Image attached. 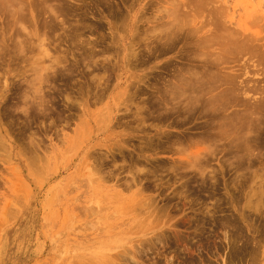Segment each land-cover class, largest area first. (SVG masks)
I'll return each mask as SVG.
<instances>
[{
  "label": "rangeland",
  "instance_id": "1",
  "mask_svg": "<svg viewBox=\"0 0 264 264\" xmlns=\"http://www.w3.org/2000/svg\"><path fill=\"white\" fill-rule=\"evenodd\" d=\"M12 1L8 2L13 8L18 5L16 9L22 7L20 10L23 9V14L29 12L26 14L27 18L25 14V17H21L23 14L16 17L19 13L13 15L10 12H14L13 8L7 12L9 8L7 0L5 3L8 8L4 7L5 3L4 6L0 5L5 8L4 12L0 11L6 15L5 17L0 13V264H125L127 261L131 262L130 253L134 254L138 264L142 262L144 264H190L191 262L192 264H264V125H262L264 124V103H262L264 102V0H36L37 2L24 0L27 1L28 6L23 0H15L16 5L14 0ZM36 3H39L38 6ZM188 4L189 8H192L191 12L187 9ZM58 9L59 11L55 12ZM183 9H186L187 15ZM54 12L57 13L56 17ZM37 13L38 17H36ZM48 15L51 17H47ZM217 15L220 18L216 17ZM211 17H215L216 20ZM169 21L175 22L168 26ZM221 22L230 31L224 25L220 26L223 24ZM172 24L173 27L170 28ZM174 26L177 29L182 27L178 30L179 34ZM167 27L170 29L168 30ZM189 31L193 36L189 35L191 34ZM223 31L226 33L223 34ZM210 32L213 36L212 34L207 36ZM232 32L234 35L240 34L236 36V41L232 40L233 35L230 36ZM171 33L175 34H172V40L168 38L171 42L168 46L170 42L166 37ZM220 33L224 36H220ZM227 35L232 40L228 45L234 47L237 44L232 43L237 42L238 46L240 45L239 37L245 36L243 39L248 41L247 36H250V39L254 40H249L250 44H248L242 39L241 41L243 44L246 43L245 46L248 45V48L245 49L241 44L235 47L237 50L230 47L231 50L226 53L225 50L229 48L226 44L229 41ZM207 37L212 39L214 37L215 40L209 38L207 41L210 43H208L205 40ZM191 39L193 41L198 39L196 44L198 42L201 44L193 45ZM219 46L226 47V49L222 48L230 62L227 60L228 57L224 58L225 55L224 60H221L220 56L224 52L220 51ZM241 47L243 50H240ZM238 48L242 53H238ZM229 51L234 53L231 54ZM203 52L205 56L207 54L208 59L211 58V53L212 59H215L213 55L216 54L217 60H215L219 64H214V61L212 66L215 68L209 67L215 73L218 70L217 73L221 71L223 74L228 71V76L238 74L237 81L240 87H243V91L247 90V87L253 91L249 89L247 90L249 92H243L240 89L241 93L240 87L236 86L238 82L236 83L235 77H232L235 83L233 89L237 91L235 94L240 92L238 95L241 96L235 97L233 96L235 94L231 93L236 100L232 98L234 103L231 99L227 104V98H231L232 90L229 92L227 90L232 89L233 83H230L232 79L224 81L229 82L228 84L219 85L223 80L218 79L219 74L213 73L221 82L217 83L219 88L216 87L217 91L211 87L212 93L219 94L218 91L220 89L223 91L222 86L226 85L228 89L225 88L226 86L223 88L230 97L227 96L223 102L229 107L223 105L227 108L221 110L219 114L213 112L214 115H210L212 112L210 110V113L204 110V115L200 113L192 116L183 110L177 115L173 114V107L175 109L183 107V104H185L183 108L187 107L190 98L187 96L186 98L189 99L185 102V97L180 100L181 96H176L175 99L171 94L172 98L167 95V100H163L164 91L169 92L167 84L174 81L175 73L180 71L186 74L191 67L187 61L191 55L196 58H193L196 64H192L193 67L197 66L194 67L197 69L195 71L202 72L201 69L204 71L203 66L198 63L207 59ZM189 53L192 54L189 56ZM218 53L221 54L220 61ZM186 67L187 71L184 72ZM181 68L185 70L182 72ZM209 72L208 70L206 73ZM222 73L220 76L223 75ZM227 79L229 80V77ZM154 96H158L157 99ZM259 96L262 99H258ZM240 97L243 101L237 100ZM260 101L261 104H257ZM171 102L172 106H170ZM159 106L165 108V113L164 108L161 109ZM253 108H256L255 112ZM237 111L244 112L240 114ZM183 114L188 115L186 119L183 118ZM244 114H247L246 117ZM226 115L230 118H226ZM237 115L240 120L243 118V122L239 121ZM167 116H173L175 119ZM249 118L252 120L249 121ZM259 118L263 121L261 122ZM99 119L102 121H98ZM224 119H227L226 122ZM83 120L90 124L86 126L85 123L83 126ZM230 120L236 124V127L232 123L230 125ZM240 122L241 124H237ZM250 122L252 124H249ZM239 125L246 126L247 128L242 127V129H249V132L241 131ZM214 127L220 129L218 130L220 133L217 129L214 130ZM257 128L261 129L257 130ZM233 130L236 131H234L236 137L233 136ZM201 133L202 135H199ZM222 133L226 135L225 138ZM243 133L247 136H243ZM195 134L199 139L195 138ZM238 134L241 136L239 137ZM203 135L209 138L206 137V140ZM248 135H251L250 139L256 136L252 139L253 142ZM201 136L206 142L215 146L205 143V140L200 139ZM238 137L243 139L240 140ZM213 139L221 141L215 142L216 140ZM232 139H237L238 142ZM176 142L178 145H174ZM222 142L225 143L222 145ZM144 143L148 146L150 143L155 145L162 143V145H158L159 148L153 145L156 149L151 147L149 149ZM171 143H174L173 147L170 146ZM254 143L256 146H253ZM181 144H183L182 151ZM225 145L230 149L224 148ZM208 146H217V149L211 148V151ZM204 147L207 148L204 150ZM240 147L245 148L242 150ZM144 148L151 152L143 150ZM200 148L204 153L202 151L198 153ZM139 150L140 153L149 156V160L147 156L139 158L142 162L136 160L138 157L136 153L140 154ZM235 151L243 159L237 158ZM191 152L195 153L192 158ZM202 157L204 160L200 162ZM220 158H223L222 163ZM234 158L235 160H232ZM178 160L182 163L180 164ZM229 160L235 163L232 162V165ZM135 161L141 162L142 165ZM194 162L191 167L190 164ZM173 164L175 166L180 164L178 165L180 168L175 167L177 169L175 171L176 169L172 168ZM199 166L202 169L197 168ZM163 170H166V173ZM182 170L185 171L184 174ZM208 173L212 177L208 176ZM166 177L169 178L166 180ZM194 179H197V182ZM155 180L158 182H154ZM257 198L261 204L258 203ZM242 245L244 246L241 247ZM147 246L152 248L147 249ZM222 248L224 251L221 250ZM137 251L145 252L138 254Z\"/></svg>",
  "mask_w": 264,
  "mask_h": 264
},
{
  "label": "bare ground",
  "instance_id": "2",
  "mask_svg": "<svg viewBox=\"0 0 264 264\" xmlns=\"http://www.w3.org/2000/svg\"><path fill=\"white\" fill-rule=\"evenodd\" d=\"M0 1H2V4H0V5L4 6V5L6 4V3H5L6 0H5V1L0 0ZM8 1H9V0H7V3L9 4V8H8V5H7V4L4 6L5 8H8L7 12L9 11V9L11 10V8H13V5L10 4ZM10 1H12V0H10ZM23 1H24V0H23ZM23 1H20V2L22 3ZM32 1H34V0H32ZM32 1H31V4H32ZM35 1H36V0H35ZM12 2H13V1H12ZM18 2H19V1H18ZM18 2H17V4H18ZM25 2H26V3H25ZM36 2H37V1H36ZM3 3H5V4L3 5ZM14 3H15V5H16L15 0H14ZM39 3H40V1H39ZM39 3H36L37 6H38ZM41 3H42V2H41ZM45 3H46V2H45ZM24 4H27V1H24ZM24 4H23V5H24ZM33 4H35V3H33ZM11 5H12V6H11ZM40 5H41V4H40ZM10 6H11V7H10ZM27 6H28V4H27ZM35 6H36V5H35ZM37 6H36V7H37ZM50 6H51V5H50ZM183 6H184V3H183ZM17 7H18V5H17ZM17 7H16V8H17ZM20 7H21V5H20ZM47 7H48V9H49L48 4H47ZM112 7H113V6H112ZM189 7H190V6H189V4H188V8H187V9H188V10L190 9V12H191V9H192V8H189ZM5 8L3 9L2 7H0V10H3V12H4ZM16 8H15V7L13 8V9H14V12H12V11H10V12H11L12 14H13V13L15 14V13L18 12L19 15L16 16V17H18V16H20V14L22 15V14H23L22 12H24V11H23V9L20 10L22 7H21L19 10H17L18 8H17V9H16ZM27 8H28V7H27ZM45 8H46V6H45ZM50 8L52 9V7H50ZM56 8H59V7H56ZM56 8H54V9H56ZM60 8H61V7H60ZM60 8H59V9H60ZM184 8H185V7H184ZM34 9H36V8H34ZM39 9H40V8H39ZM59 9L56 10V11L54 10V11H55V12H58ZM66 9H68V8L66 7ZM111 9H112V8H111ZM215 9H216V8H215ZM215 9H214V10H215ZM24 10H25V9H24ZM36 10H37V9H36ZM40 10H41V9H40ZM40 10H38V12H39ZM49 10H50V9H49ZM52 10H53V9H52ZM183 10H184V9H183ZM188 10H187V11H188ZM193 10H194V9H193ZM25 11H26V10H25ZM33 11H34V10H33ZM62 11H64V10H62ZM67 11H68V10H67ZM184 11H185L184 13L186 14V9H185ZM216 11H217V10H216ZM221 11H223V9H222ZM7 12H5V13L7 14ZM28 12H29V11H28ZM28 12H27V13H24V14L26 15V14H28ZM34 12H35V11H34ZM40 12H41V11H40ZM50 12H51V11H50ZM55 12H54V13H55ZM64 12H65V11H64ZM114 12H115V11H114ZM194 12H195V11H194ZM0 13H2V12L0 11ZM18 13H17V14H18ZM44 13H45V12H44ZM54 13H53V14H54ZM67 13H68V12H67ZM69 13H70V11H69ZM109 13H110V12H109ZM117 13H118V12H117ZM184 13H183V14H184ZM188 13H189V12H188ZM222 13H224V11H223ZM2 14H4V13H2ZM2 14H1V15H2ZM14 14H13V15H14ZM24 14H23L21 17H23ZM29 14H30V13H29ZM35 14H36V12H35ZM56 14H57V13H55V15H54L55 17H56ZM60 14H61V13H60ZM62 14H63V13H62ZM71 14H72V13H71ZM110 14H111V13H110ZM113 14H114V13H113ZM118 14H119V13H118ZM4 15H5V14H4ZM4 15H2V16H4ZM10 15H11V14H10ZM15 15H16V14H15ZM39 15H40V14H39ZM43 15H44V14H43ZM43 15H42V16H43ZM69 15H70V14H69ZM115 15H116V14H115ZM186 15H187V14H186ZM215 15H216V14H215ZM27 16H28V15H26V18H27ZM54 16H53V17H54ZM59 16H60V15H59ZM65 16H67L66 13H65ZM71 16H72V15H71ZM73 16H74V14H73ZM212 16H214V15H212ZM218 16H219V15H217L216 17H218ZM222 16H223V15H222ZM0 17H1V16H0ZM5 17H6V15H5ZM11 17H13V16H11ZM21 17H20V18H21ZM24 17H25V16H24ZM29 17H30V16H29ZM36 17H38V13H37ZM47 17H51V16L48 15ZM114 17H115V16H114ZM8 18H10V16H9ZM13 18H14V17H13ZM30 18H32V17H30ZM58 18L60 19V17H58ZM65 18L68 19V17H65ZM83 18H84V17H83ZM83 18H82V19H83ZM112 18H113V17H112ZM119 18H121V17H119ZM211 18H212V17H211ZM214 18H215V17H214ZM214 18H212V19H214ZM219 18H220V16H219ZM24 19H25V18H24ZM24 19H23V20H24ZM52 19H54V18H52ZM84 19H86V18H84ZM113 19H114V18H113ZM7 20H8V19H7ZM7 20H6V21H7ZM18 20H19V18H18ZM20 20H22V19H20ZM26 20H28V19H26ZM30 20H31V19H30ZM54 20H55V19H54ZM114 20H116V19H114ZM215 20H216V18H215ZM218 20H219V19H218ZM10 21H11V20H10ZM12 21H13V19H12ZM31 21H32V20H31ZM14 22H15V21H14ZM14 22H13V23H14ZM20 22H21V21H20ZM66 22H68V21H66ZM169 22H170V21H169ZM174 22H175V21H174ZM174 22H173V21L170 22V23L168 24V26H169L171 23H174ZM214 22H215V21H214ZM16 23H17V22H16ZM16 23H15V24H16ZM208 23H210V22L208 21ZM221 23H223V22H221ZM10 24H11V23H10ZM15 24H14V25H15ZM18 24H19V23H18ZM18 24H17V25H18ZM176 24H177V23H176ZM176 24H175V25H176ZM216 24H217V22H216ZM219 24H220V23H218V26H219ZM7 25H8V24H7ZM212 25H213V22H212ZM221 25H224V23H223V24H220V26H221ZM176 26H177V25H176ZM218 26L216 25V27H218ZM220 26H219V27H220ZM228 26H229V25H228ZM0 27H1V26H0ZM8 27H9V26H8ZM172 27H173V24L170 26V28H172ZM174 27H175V26H174ZM177 27H178V26H177ZM177 27H175V28L177 29ZM224 27H226V29H227V26H226V25H224ZM229 27H231V26H229ZM13 28H14V27H13ZM19 28H20V27H19ZM170 28H169V29H170ZM178 28H179V27H178ZM181 28H182V27H181ZM181 28H180V29H181ZM220 28H221V27H220ZM220 28H219V30H220ZM0 29H1V28H0ZM6 29H8V28H6ZM9 29H10V28H9ZM16 29H17V28H16ZM21 29H22V26H21ZM25 29H26V27H25ZM167 29H168V27H167ZM169 29H168V30H169ZM180 29H177V30H176V31H177V34H179V33H178V30H180ZM183 29H184V28H183ZM183 29H182V31H183ZM195 29H196V28H195ZM195 29H194V30H195ZM213 29H215V28H213ZM222 29H223V28H222ZM226 29H225V30H226ZM230 29L233 30V28H230ZM234 29H235V28H234ZM12 30H13V29H12ZM173 30H174V28H173ZM173 30H171V31H173ZM191 30H192V29H191ZM227 30H229V29H227ZM235 30H236V29H235ZM235 30H234V32H236ZM0 31H1V30H0ZM4 31H5V29H4ZM7 31H8V30H7ZM195 31H196V30H195ZM195 31H193V33H194ZM211 31H212V30H211ZM215 31H216V30H215ZM229 31H230V30H229ZM229 31H228V32H229ZM239 31H240V30H239ZM239 31H237V32H239ZM183 32H184V31H183ZM189 32H191V31H189ZM189 32H188V33H189ZM196 32H197V31H196ZM212 32H213V31H212ZM216 32H217V31H216ZM228 32H227V33H228ZM234 32H232L233 34H230V36L233 35V36H232L233 38H234V36H235L234 39H233L232 37H231V38H232V40H235V39L237 40V37H236V36H240V34L238 33L239 35H236V33H235V35H234ZM241 32H242V31H241ZM241 32H240V33H241ZM18 33H19V32H18ZM28 33H29V32H27V34H28ZM175 33H176V32H175ZM175 33H174V34H175ZM180 33H181V31H180ZM225 33H226V32H225ZM225 33H224V31H223V34H225ZM230 33H231V32H230ZM13 34H14V33H13ZM172 34H173V33L169 34V36H171V37H169V36L166 37V38H167V41H169V40L172 38ZM174 34H173V35H174ZM183 34H184V33H183ZM194 34H195V33H194ZM210 34H212V33L210 32L207 36H209ZM216 34H217V33H216ZM223 34L220 33L219 35L221 36V35H223ZM189 35H192V32H191V34H189ZM214 35H215V34H214ZM192 36H193V35H192ZM204 36H206V35H204ZM204 36H203V38H204ZM212 36H213V34H212ZM217 36H218V35H217ZM223 36H224V35H223ZM227 36H228V35H227ZM227 36H226L225 38H227ZM164 37H165V36H164ZM173 37H175V36H173ZM178 37H179V36H178ZM178 37H177V38H178ZM187 37H188V39L190 38L188 35H187ZM214 37H215V36H214ZM214 37H213V39L215 40ZM243 37H245V36H243ZM243 37H239V38H240V40H239V41H240V45H239V46H241V44H243V42L246 41V40L243 39ZM247 37H249L248 39L251 40V39H250V36H247ZM168 38H170V39L168 40ZM179 38H181V37H179ZM191 38H192V37H191ZM201 38H202V37H201ZM203 38H202V39H203ZM209 38H210V37H209ZM209 38L207 37L205 40L207 41ZM221 38L223 39V37H221ZM221 38H220V39H221ZM228 38H229V39H228ZM228 38H227V40H229V41H228L229 43H228L227 41H225V43L227 42V43H226L227 46H229L228 44H230V42H232V40H230V37H229V36H228ZM253 38H254V37H253ZM175 39H176V38H175ZM192 39H193V38H192ZM192 39H191V40H192ZM213 39L210 38L209 40H213ZM217 39H218V38H216V40H217ZM220 39H219V40H220ZM242 39H243V40H242ZM171 40H172V39H171ZM176 40H178V39H176ZM180 40H181V39H180ZM191 40H189V41H191ZM197 40H198V39H197ZM197 40H195V41L192 40V41H193V45L196 44V41H197ZM223 40H224V39H223ZM236 40H235V41H236ZM241 40H242L243 42H242ZM249 40H248V41H249ZM253 40H254V39H253ZM253 40H251V41H253ZM22 41H23V40H22ZM192 41H191V42H192ZM217 41H218V40H217ZM248 41H246V43H248ZM169 42H170V41H169ZM191 42H190V44H192ZM194 42H195V43H194ZM204 42H205V41H204ZM207 42L210 43L209 41H207ZM211 42H212V41H211ZM218 42H219V41H218ZM233 42H234V41H233ZM167 43H168V42H167ZM202 43H203V42H202ZM205 43H206V42H205ZM216 43H217V42H216ZM246 43H244L242 46L244 47ZM96 44H97V43H96ZM98 44H99V43H98ZM98 44H97V45H98ZM170 44H171V42L168 44V46H170ZM181 44L184 45L183 43H181ZM186 44H188V43H186ZM198 44H201V43L198 42ZM198 44H196V46H197ZM213 44H215V43H213ZM226 44H224V45L226 46ZM232 44H234V45L237 44V46H235V47H239V46H238L239 43H237V42H236V43H232ZM248 44H250V43H248ZM253 44H254V43H253ZM165 45H166V44H165ZM204 45H205V44H204ZM219 45H220V42H219ZM221 45H223V43H222ZM251 45H252V44H251ZM189 46H190V45H189ZM196 46H195V47H196ZM211 46H212V44H211ZM225 46H224V47H225ZM227 46H226V47H227ZM246 46H247V47H246ZM246 46H245V49L248 48V45H246ZM176 47H177V46H176ZM187 47H188V46L186 45V48H187ZM219 47H220V46H219ZM222 47H223V46L220 47V48H221L220 51H223V48H224V47H223V48H222ZM226 47H225L224 49H226ZM230 47H231L232 49L234 48V49L237 50V48H235L233 45H232V46L230 45L229 48L227 47V50H225L226 53H227V51H228L229 49L231 50ZM251 47H253V45H252ZM254 47H256V46H254ZM108 48H109V47H108ZM164 48H165V47H164ZM169 48H170V47H169ZM206 48H207V47H206ZM209 48H210V47H209ZM213 48H214V47H213ZM167 49H168V47H167ZM174 49H175V48H174ZM187 49H188V48H187ZM191 49H194V48L191 47ZM239 49H240V48H238V50H239ZM245 49H244V50H245ZM256 49H257V48H256ZM256 49H255V50H256ZM161 50H162V49H161ZM163 50H164V49H163ZM165 50H166V49H165ZM183 50H184V49H183ZM236 50H233V51L236 52ZM240 50H243L242 47H241ZM240 50L238 51L239 54H240V52H241ZM248 50H250V48H249ZM248 50H247V51H248ZM47 51H48V49H47ZM49 51H50V50H49ZM152 51H153V50H152ZM187 51H188V50H187ZM196 51H197V50H196ZM217 51H218V50H217ZM220 51H219V52H220ZM233 51H229V52L232 54ZM253 51H254V50H253ZM253 51H251V52H253ZM257 51H259V50H257ZM161 52H162V51H161ZM166 52H167V51H166ZM180 52H181V51H180ZM193 52H195V51H193ZM198 52H199V51H198ZM198 52H197V53H198ZM200 52H201V51H200ZM208 52H210V51H208ZM211 52L213 53L214 51H211ZM223 52H224V51H223ZM223 52H220V53L222 54ZM225 52H224V54H223L222 56H220L221 54H219V53H218L219 55L217 54V56H218V57L220 56V57L223 58V56L225 55L224 58H225V57H228V56H226L227 54H225ZM234 52H233V53H234ZM248 52H249V51H248ZM50 53H51V52H50ZM182 53H183V52H182ZM187 53H188V52H187ZM203 53H204V52H203ZM212 53H211V54H212ZM230 53H228V54H230ZM241 53H242V52H241ZM244 53H245V52H244ZM246 53H247V52H246ZM246 53H245V54H246ZM257 53H258V52H257ZM183 54H184V53H183ZM185 54H186V53H185ZM185 54H184V55H185ZM191 54H192V53H191ZM191 54L189 53V56H190ZM209 54H210V53H209ZM211 54H210V57H211V58H210L209 55H208V57H209L210 59H208V58L206 57L207 54H206V56H205V53H204V56H205L207 59H205V60H203V61L200 60V59L203 57V56H202L203 54L201 55V58H199V60H200L201 62H198V63L201 64V67L203 66V69H205L204 71H203L202 69H201L202 72H199V71L196 72V71H195V70H197V69H195L194 67H197V66L194 65V67H193L192 64L195 63V60H194V59H196V58H195V57H191V56H193V55H191L190 57H188L187 61L189 62L190 66H191L192 68H191V67L188 68V71H187V67H186V70L183 69V68H181V70L183 69L182 72H183L184 70H185L184 72L187 71L186 74H184V73L182 74V73L179 71V73H177V74L175 73V75H174V81H170L171 79L169 80V81H170V82H169V85L167 84V86H168V87H167V88H168L167 90H169V92L166 91V90L164 91L165 94H163V95H165L166 98H165V96H164V97L161 96V97H163V100H167V97H168L169 95L171 96V94H172L173 98L175 97V99H176V96H178V97L181 96L180 100H181V99H185L187 96L190 98V99L188 98V99H189L188 104H189V103H190V104H189V105L187 104V105H186L187 107H185V108H183V107L185 106V104H183V103H182V104L184 105L183 107H177L176 109L173 107V110H172V107H171L172 112L174 111L173 114H176V115H177V114H179L182 110H183V112L185 111L186 114H190V115H192V116H193V115H196V114L198 115V114H200V113L203 114L205 111H208L209 113H210V111H212L211 113L214 112L215 114H219V112H221V110H223V109L229 107V106H227V104H228L229 101H231V99L233 98V96H235V97H237V96H241V95H238V93L241 92L240 89H242V91H243V87H240V84H239V82L237 81V77H238L237 75H238V74L235 75V73H234V75H233V74H230V76H228L229 74L227 73V72H228V71H227V72H225V73H226L227 76L229 77V80H228V79L226 80V78H228V77L226 76L225 73L223 74L221 71H220V73H219V72L217 73L218 70H217V71L215 70V71H216V73H215L214 70H213L212 68L210 69L209 67L212 66V64L214 63V61H215L214 64H217V62H216L217 57L215 56V55H216V54H215V55H213V56H214V58H215L216 60H215V59H212L213 57L211 56ZM255 54H256V53H255ZM196 55H198V54H196ZM234 55H237V54H234ZM194 56H195V55H194ZM231 56H232V55H231ZM180 57H181V56H180ZM183 57H185V56H183ZM205 57H204V58H205ZM220 57H219V59H218L219 61H220ZM186 58H187V57H186ZM186 58H184V59H186ZM193 58H194V59H193ZM222 58H221V60H224V58H223V59H222ZM233 58H235V57L233 56ZM197 59H198V57H197ZM225 59H226V58H225ZM228 59H229V57L227 58V60H228ZM236 59H237V58H236ZM212 60H213V61H212ZM230 60H231V59H230ZM167 61H168V60H167ZM176 61H177V60H176ZM228 61H229V60H228ZM237 61H238V60H237ZM222 62H224V61H222ZM222 62H221L220 64H222ZM226 62H227V61H226ZM229 62H230V61H229ZM166 63H167V62H166ZM172 63H173V62H172ZM174 63H175V62H174ZM227 63H228V62H227ZM195 64H196V63H195ZM218 64H219V62H218ZM218 64H217V65H218ZM223 64H224V63H223ZM179 65H180V64H179ZM181 66H182V65H181ZM204 66H205V68H204ZM215 66H216V65H215ZM225 66H226V65H225ZM163 67H164V66H163ZM175 67H176V66H175ZM212 67H213V66H212ZM222 67H224V66H222ZM166 68H167V67H166ZM179 68H180V67H179ZM193 68H194V69H193ZM199 68H200V67H199ZM213 68H215V67H213ZM224 68H225V67H224ZM192 69H193V71H190V70H192ZM208 70H209L210 72H209V73H206ZM211 70H213V72H212ZM177 71H178V70H177ZM188 72H189V74H188ZM199 73H200V75H199ZM213 73H214L215 75H218V74H219L218 77H220V78H218V77H216V76L214 77V74H213ZM221 73L223 74V75H221V76H223V77L226 76V78L224 77L225 80H224L223 77L220 76ZM229 73H230V72H229ZM231 73H232V72H231ZM187 75H188V76H187ZM231 75H232V76H231ZM158 76H160V75H158ZM232 77H233V78L235 77V82L237 81L238 84H239V85L237 84L236 86H238V88L240 87V88H239L240 92L236 93L237 95L235 94V92H237V91H235L236 89H235V88L233 89V87H235V86H234L235 83H234V80L232 79ZM165 78H166V77H165ZM170 78H171V77H170ZM217 78H218V79H221V81L223 80V81H222L223 83H220V84H219V81H220V80L218 81ZM230 78L232 79L233 82L230 81V80H231ZM240 78H241V77H240ZM156 79H157V78H156ZM172 79H173V78H172ZM210 79H213V81L210 80ZM215 79H216V82H215ZM250 79H251V78H250ZM157 80H158V79H157ZM247 80H249V79H247ZM210 81H212V82L215 83V84H212V82H210ZM217 81H218V82H217ZM221 81H220V82H221ZM224 81H230V83H233V85L231 84V85H232V86H231L232 89H228L227 86L224 85V86H222V90H223V91H221V89H220V91H218L220 95L222 94V96H220L219 94H217V93H215V92H214V94H213V93H212L213 91L211 90V87H214V88L217 87V88H218V84H219V85H221V84L223 85L224 83H226V82H224ZM244 81H245V80H244ZM209 82H210V85H209ZM237 82H236V83H237ZM247 82H249V81H247ZM155 83H156V82H155ZM217 83H218V84H217ZM228 83H229V82H227L226 84H228ZM259 83H260V82H259ZM163 84H164V83H163ZM211 84H212V85H211ZM213 85H215V86H213ZM244 85H246V84H244ZM255 85H256V84H255ZM158 86H159V85H158ZM225 86H226V87H225ZM228 86H229V85H228ZM250 86H252V85H250ZM154 87H155V86H154ZM169 87H170V88H169ZM219 87L221 88V86H219ZM223 87H225L226 89H228V90H227L228 92H229V90L234 91V92L230 91V94L232 93V94H235V95L232 96V94H231V98H230V99L227 98V96H228V97H230V96L227 94V92L224 91V88H223ZM254 87H255V86H254ZM256 87L259 88L260 86H259V87L256 86ZM158 88H159V87H157V90H158ZM160 88H162V87H160ZM165 88H166V87H165ZM214 88H213V90H216V91H217V88H216V89H214ZM229 88H230V86H229ZM238 88H237V89H238ZM251 88H252V87H251ZM261 88H262V87H261ZM218 89H219V88H218ZM249 89H250V88H249ZM249 89H248V87H247V90H249ZM239 90H238V91H239ZM247 90H245V91H247ZM263 90H264V88H263ZM160 91H161V90H160ZM245 91H243V92H245ZM249 91H253V90L250 89ZM249 91H247V92H249ZM145 92H146V91H145ZM155 92H156V91H155ZM162 92H163V91H162ZM166 92H167V94H166ZM222 92H223V93H222ZM255 92H256V91H255ZM139 93H140V92H139ZM168 93H169V94H168ZM224 93L227 94V95H225ZM241 93H242V92H241ZM157 94H158V93H157ZM186 94H187V95H186ZM256 94H257V93H256ZM150 95H151V93H150ZM167 95H168V96H167ZM184 95H185V96H184ZM217 95H218V97H219V96H220V97H219V98L216 97ZM224 95H225V97H224ZM243 95H244V93H243ZM248 95H249V94H248ZM172 96H171V98H172ZM206 96H207V97H206ZM208 96H209V99H208ZM244 96H245V95H244ZM251 96H252V93H251ZM154 97H155V96H154ZM157 97H158V96H157ZM157 97H155V98L157 99ZM182 97H185V98H182ZM221 97H223V98H221ZM235 97L233 98L234 101L236 100ZM253 97H254V96H253ZM262 97H263V96H262ZM155 98H154V99H155ZM164 98H165V99H164ZM220 98L222 99L221 101H220ZM226 98H227V100H226ZM259 98L262 99L260 96L258 97V99H259ZM263 98H264V97H263ZM169 99H170V97H169ZM169 99H168V100H169ZM188 99L186 98V101H185V102H187ZM205 99H206V100L208 99V100L206 101ZM233 99H232V101H233ZM241 99H242V97L237 98V100H241ZM244 99H245V98H244ZM248 99H249V98H248ZM250 99H251V98H250ZM252 99H253V98H252ZM254 99H255V97H254ZM180 100H178V102H179ZM224 100H226L227 104H225V102H223ZM228 100H229V101H228ZM157 101H158V100H157ZM159 101L161 102V100H159ZM172 101H173V100H172ZM176 101H177V100H176ZM176 101H175V102H176ZM182 101H183V100H182ZM219 101H220V102H219ZM234 101H233V103H234ZM242 101H243V99H242ZM160 102H159V103H160ZM162 102H164V101H162ZM175 102H174V103H175ZM178 102H176V103L178 104ZM183 102H184V101H183ZM197 102H200V103L197 104ZM206 102H207V103H206ZM222 102H223V103H222ZM244 102H245V100H244ZM159 103L157 102V104H159ZM231 103H232V102H231ZM237 103H238V105H239V102H238V101H237ZM240 103H241V101H240ZM242 103H243V102H242ZM242 103H241V104H242ZM251 103H252V102H251ZM258 103L261 104V101H260V102H257V104H258ZM262 103H264V102H262ZM162 104H163V103H162ZM177 104H176V105H177ZM179 104H181V103H179ZM220 104H221V107H219ZM243 104H244V103H243ZM145 105H146V104H145ZM172 105H173V104H172V102H171V105H170V106H172ZM176 105H174V106L176 107ZM223 105H224V106H227V107L224 108ZM229 105H230V103H229ZM165 106H166V105H165ZM180 106H182V105H180ZM234 106H235V104H234ZM240 106H241V105H240ZM150 107H151V106H150ZM150 107H148V109H149ZM159 107H161V106H159ZM222 107H223V108H222ZM230 107H231V106H230ZM238 107H239V106H238ZM144 108H145V107H144ZM156 108H157V107H156ZM163 108H164V107L162 106L161 109H163ZM244 108H245V106H244ZM256 108H257V105H256ZM256 108H255V109H256ZM258 108H260L259 105H258ZM145 109H147V108H145ZM166 109H167V108H166ZM174 109H175V110H174ZM250 109H251V108H250ZM250 109H247V110L249 111ZM253 109H254V108H253ZM255 109H254V112H255ZM204 110H205V111H204ZM209 110H210V111H209ZM227 110H228V109H227ZM232 110H233V109H232ZM235 110H236V109H235ZM240 110H241V109H240ZM242 110H243V109H242ZM258 110H259V109H258ZM150 111H151V110H150ZM150 111H149V113H150ZM153 111H154V110H153ZM159 111H160V110H159ZM169 111H170V109H169ZM169 111H168V112H169ZM203 111H204V112H203ZM248 111H247V112H248ZM259 111H260V110H259ZM144 112H145V111H144ZM160 112H161V111H160ZM162 112H163V111H162ZM231 112H232V111H231ZM233 112H234V111H233ZM243 112H244V111H243ZM243 112H242V113H243ZM249 112L251 113L252 110L249 111ZM107 113H108V111H107ZM164 113H165V108H164ZM166 113H167V112H166ZM170 113H171V112H169V114H170ZM211 113H210V115H214V113H213V114H211ZM229 113H230V112H229ZM234 113H235V112H234ZM237 113L242 114L241 111H240V112L237 111ZM245 113H246V111H245ZM250 113H249V114H250ZM143 114H144V113H143ZM145 114H146V113H145ZM147 114H148V113H147ZM155 114H156V113H155ZM159 114L161 115V113H159ZM159 114H158V115H159ZM169 114H165V115H169ZM171 114H172V113H171ZM186 114H185V116H184V114H183V116H184L183 118H185V119H186L187 116H188V115L186 116ZM202 114H201V115H202ZM225 114H226V113H225ZM231 114H232V113H231ZM253 114H254V113H253ZM156 115H157V114H156ZM162 115L164 116L163 113H162ZM176 115H175V116H176ZM190 115H189V116H190ZM203 115H204V114H203ZM203 115H202V116H203ZM229 115H230V114H228V116H229ZM234 115H235V114H234ZM234 115H233V116H234ZM246 115H247V114H244L245 117H246ZM106 116H107V115H106ZM148 116H149V115H148ZM202 116H201V117H202ZM207 116H208V115H207ZM215 116L218 117L217 115H215ZM219 116H220V115H219ZM224 116H225V115H224ZM224 116H223V117H224ZM226 116H227V115H226ZM228 116H227L226 118H228ZM230 116H231V115H230ZM235 116H236V115H235ZM251 116H252V115H251ZM251 116H250V117H251ZM143 117H144V116H143ZM146 117H147V116H146ZM165 117H166V116H165ZM170 117H173V116H170ZM170 117L167 116V118H170ZM178 117H180V116L178 115ZM178 117H177V118H178ZM197 117H198V116H197ZM209 117H210V116H209ZM216 117H215V118H216ZM221 117H222V115H221ZM221 117H220V118H221ZM242 117H243V116L241 115V118H242ZM254 117H255V116H254ZM144 118H145V117H144ZM144 118H142V119L144 120ZM152 118H153V117H152ZM155 118H157V117L155 116ZM160 118H161V117H160ZM173 118H174V117H173ZM192 118H193V117H192ZM192 118H191V119H192ZM229 118H230V117H229ZM229 118H228V119H229ZM235 118H236V117H235ZM237 118H238V115H237ZM251 118H253V117H251ZM260 118H261V116H260ZM260 118H259V119H260ZM263 118H264V115H263ZM147 119H148V118H147ZM174 119H175V118H174ZM179 119H180V118H179ZM179 119H177V120L180 121ZM202 119H203V118H202ZM206 119H207V118H206ZM211 119H212V118H211ZM211 119H210V120H211ZM216 119H217V118H216ZM222 119H223V118H222ZM233 119H234V118H233ZM238 119H239V121L243 122V118H242V120H240V117H239ZM253 119H256V118H253ZM164 120H166V118H165ZM167 120H169V119H167ZM170 120H171V119H170ZM177 120H175V121L173 120V121L176 122ZM181 120H182V119H181ZM224 120H225V119H224ZM224 120H222V121L224 122ZM226 120H227V119H226ZM226 120H225V122H226ZM231 120H232V119H231ZM231 120H230V125L233 124V123L231 122ZM236 120H237V119H236ZM246 120H248V119L246 118ZM246 120H245L244 122H246ZM251 120H252V119H251ZM251 120H250V118H249V121H251ZM260 120H261V122L263 121V119H260ZM260 120H259V121H260ZM83 121H85V120H83ZM83 121H82V124L84 123V124H83V126H84L85 123H86V121H85V122H83ZM98 121H102V120L99 119ZM158 121H159V120H158ZM188 121H189V123H190V120H188ZM211 121H212V120H211ZM213 121H214V120H213ZM233 121H234V120H233ZM239 121H238V122H239ZM161 122H162V121H161ZM171 122H172V121H171ZM171 122H170V124L172 125ZM184 122H185V121H184ZM198 122H199V121H198ZM216 122H217V121H216ZM223 122H222V124L219 123L218 125H220V124L223 125V124H224ZM241 122H240V123H237V124H241ZM253 122H254V121H253ZM255 122H256V121H255ZM261 122H260V123H261ZM263 122H264V121H263ZM195 123H196V121H195ZM206 123H208V122H206ZM211 123L213 124V122H211ZM231 123H232V124H231ZM257 123H258V121H257ZM88 124H90V123H89V122L86 123V126H87ZM159 124H161V123H159ZM162 124H163V123H162ZM164 124H165V123H164ZM166 124H167V123H166ZM170 124H169V125H170ZM177 124H178V122H177ZM190 124H191V123H190ZM197 124H199V123H197ZM242 124H243V123H242ZM249 124H252V123L250 122ZM254 124H256V123H254ZM258 124H259V123H258ZM156 125H157V124H156ZM156 125H154V126H156ZM188 125H189V124H188ZM194 125H195V124H194ZM200 125H201V124H200ZM221 125H220V127H221ZM225 125H226V124H225ZM230 125H228V126H230ZM233 125H235V127H236V124H233ZM243 125H246V124H243ZM262 125H264V124L262 123ZM166 126H167V125H166ZM180 126H181V125H180ZM196 126H197V125H196ZM202 126H203V125H202ZM226 126H227V125H226ZM239 126L241 127V131L244 130V129H242V127H246V126H242V125H239ZM247 126H248V124H247ZM254 126L256 127L257 125H254ZM157 127H158V126H157ZM159 127H160V126H159ZM169 127H170V126H169ZM177 127H178V126H177ZM182 127H183V126H182ZM204 127H205V125H204ZM215 127H216V126H215ZM215 127H214V130L217 129V128H215ZM223 127H225V126H223ZM251 127H253V125H252ZM263 127H264V126H263ZM170 128H172V127H170ZM201 128H202V127H201ZM205 128H206V127H205ZM218 128H219V127H218ZM221 128H222V127H221ZM226 128H229V127H226ZM226 128H225V129H226ZM230 128H232V126H231ZM246 128H247V127H246ZM248 128H250V125H249ZM258 128H259V127H258ZM258 128H257V130H260V129H261V128H260V129H258ZM155 129H156V128H155ZM159 129H160V128H159ZM212 129H213V128H212ZM255 129H256V128H255ZM255 129H254V130H255ZM263 129H264V128H263ZM145 130H148V129H145ZM160 130H161V129H160ZM202 130H204V129H202ZM210 130H211V128L209 129V131H210ZM218 130H220V129H217V131H218ZM230 130H231V129H230ZM230 130L228 129V131H230ZM236 130H237V129H236ZM245 130H246V129H245ZM245 130H244V132H245ZM247 130H248V132H249V129H247ZM247 130H246V131H247ZM157 131H158V130H157ZM157 131H156V132H157ZM205 131H206V130H205ZM222 131H223V130H222ZM234 131H235V130H233V134L236 132V131H235V132H234ZM238 131H239V130H238ZM261 131H262V130H261ZM263 131H264V130H263ZM166 132H167V131H166ZM195 132H196V131H195ZM206 132H207V131H206ZM215 132H216V131H215ZM215 132H214V133H215ZM218 132H219V131H218ZM223 132H224V131H223ZM231 132H232V131H231ZM231 132H229V133H231ZM254 132H255V131H254ZM256 132H257V131H256ZM152 133H153V132H152ZM167 133H168V132H167ZM171 133H172V132H171ZM185 133H186V132H185ZM208 133H209V132H208ZM219 133H220V132H219ZM219 133H216V134H219ZM225 133H226V131H225ZM229 133H228V134H229ZM241 133H242V132H241ZM241 133H240V134H241ZM251 133H252V132H251ZM257 133H258V132H257ZM257 133H256V134H257ZM155 134H156V133H155ZM157 134H158V133H157ZM160 134H163V133L160 132ZM164 134H165V132H164ZM173 134H174V133H173ZM211 134H212V133H211ZM222 134L224 135V133H222ZM231 134H232V133H231ZM231 134H230L229 136H231ZM240 134H238L239 137L242 135V134H241V135H240ZM243 134H244V133H243ZM246 134H247V133H246ZM145 135H146V134H145ZM199 135H202V133L199 134ZM212 135H213V134H212ZM226 135H227V133H226ZM226 135H224V138H225ZM261 135H262V134H261ZM147 136H148V135H147ZM158 136H159V134H158ZM161 136H162V135H161ZM163 136H164V135H163ZM184 136H185V135H184ZM186 136H187V135H186ZM189 136H192V135H189ZM189 136H188V137H189ZM193 136H194V135H193ZM208 136L210 137V134H209ZM208 136H206V137H208ZM214 136H215V134H214ZM216 136H217V135H216ZM233 136H235V134H234ZM233 136H232V137H233ZM243 136L246 137L247 135L244 134ZM248 136H249V139H250V136H251V135H248ZM141 137H142V136H141ZM171 137H172V136H171ZM176 137H177V136H176ZM188 137H187V138H188ZM196 137H197V134H195V138H196ZM203 137H204V135H203ZM206 137H204V138L206 139ZM209 137H208V138H209ZM217 137H218V136H217ZM227 137H228V136H227ZM232 137H231V138H232ZM235 137H236V136H235ZM239 137H238V139H240ZM245 137H244V138H245ZM254 137H256V136H254ZM254 137H253V138H254ZM137 138H138V137H137ZM145 138H146V137H145ZM178 138H179V137H178ZM178 138H176V139H178ZM220 138H221V137H220ZM224 138H223V139H224ZM233 138H234V137H233ZM253 138H251L250 141H252ZM141 139H142V138H141ZM150 139H152V138H150ZM150 139H149V140H150ZM174 139H175V138H174ZM183 139H184V137H183ZM190 139H191V138H189V140H190ZM197 139H199V138L197 137ZM200 139H202V136H201ZM205 139H202V140H205ZM216 139H217V138H216ZM216 139H213V140H216ZM229 139H230V138H229ZM241 139H243V138L241 137ZM241 139H240V140H241ZM245 139H246V138H245ZM249 139H248V140H249ZM147 140H148V137H147ZM147 140H146V141H147ZM202 140H201V143L203 142ZM206 140H207V139H206ZM206 140H205V143H208V142H206ZM225 140H226V139H225ZM232 140L235 141V142H238L237 139H236V140L232 139ZM240 140H239V141H240ZM254 140H255V139H254ZM143 141H144V140H143ZM157 141H158V139H157ZM166 141H167V140H166ZM170 141H171V140H170ZM175 141H176V140H175ZM181 141H182V139H181ZM181 141H180V142H181ZM186 141H187V140H186ZM193 141H194V140H193ZM193 141H192V143H193ZM217 141H218V140H216L215 142H217ZM219 141H221V140H219ZM219 141H218V142H219ZM227 141H228V140H227ZM229 141H230V143H231V139H230ZM127 142H128V141H127ZM147 142H148V141H147ZM147 142H146V143H147ZM150 142L152 143V141H150ZM154 142H155V141H154ZM159 142H161V141H159ZM159 142H156V143H159ZM162 142H163V141H162ZM168 142H169V141H168ZM171 142H172V141H171ZM177 142L180 143L179 141H177ZM177 142H176V144L171 143L170 146H171L172 144H174V145H178ZM188 142H190V141H188ZM198 142H199V140H198ZM209 142H210V141H209ZM215 142H214V143H215ZM242 142H243V141H242ZM246 142H247V141H246ZM246 142H245V143H246ZM252 142H253V141H252ZM261 142H262V141H261ZM263 142H264V141H263ZM138 143H139V142H138ZM146 143H144V144H146ZM151 143H150L149 146H148V144H146V145H147V148H149V147L154 148V147H156V146L159 148L158 145H162V143H160V144H158V145H155L154 143L151 144ZM165 143H166V142H165ZM184 143H186V142H184ZM211 143H212V142H211ZM224 143H225V142H224ZM224 143L222 142V145H223ZM230 143H228V144H230ZM239 143H240V142H239ZM243 143H244V142H243ZM250 143H251V142H250ZM195 144H196V142H195ZM199 144H200V143H199ZM202 144L204 145V143H202ZM202 144H201V145H202ZM208 144H210V143H208ZM226 144H227V143H226ZM231 144L233 145V143H231ZM241 144H242V143H241ZM252 144H253V143H252ZM257 144H258V143H257ZM262 144H263V143H262ZM136 145L138 146V144H136ZM139 145H140V144H139ZM153 145H154V147H153ZM182 145H183V144H181L180 149L182 148ZM210 145L212 146L213 144H210ZM220 145H221V144H220ZM220 145H218V147H219ZM222 145H221V146H222ZM245 145H246V144H244V146H245ZM250 145H251V144H250ZM258 145H259V144H258ZM141 146L144 147L145 145H144V146L141 145ZM165 146H166V145H165ZM170 146H167V147H169V148H172V147H173V145H172V147H170ZM190 146H191V145H190ZM213 146H215V145H213ZM229 146H230V145H229ZM234 146H235V143H234ZM253 146H256L255 143H254ZM260 146H262V145H260ZM260 146H259V147H260ZM161 147H162V146H161ZM161 147H160V148H161ZM176 147H177V146H176ZM183 147L185 148L186 145H184ZM187 147H188V145H187ZM200 147H202V146H200ZM208 147H210V146H208ZM227 147H228V145H227ZM227 147H226V145H225L224 148L227 149ZM232 147H233V146H232ZM247 147H248V146H247ZM249 147H250V146H249ZM249 147H248V148H249ZM262 147H263V146H262ZM174 148H175V147H174ZM202 148H203V147H202ZM205 148H207V147H204V150H205ZM211 148H212V149H213V148H216V149H217V146H216V147H210V149H211ZM224 148H223V149H224ZM228 148H229V147H228ZM240 148H241V147H240ZM244 148H245V147H244ZM244 148H243V149H244ZM248 148H246V149H248ZM251 148H252V147H251ZM260 148H261V147H260ZM260 148H259V149H260ZM120 149H121V148H120ZM135 149H136V148H135ZM149 149H150V148H149ZM149 149L146 150V149L144 148L143 150L150 151ZM154 149H156V148H154ZM180 149H179V150H180ZM210 149L208 148V149H207V152H208V150H210ZM212 149H211V151H212ZM229 149H230V148H229ZM229 149H228V150H229ZM237 149H238V148H237ZM241 149H242V148H241ZM243 149H242V150H243ZM253 149H254V148H253ZM253 149H252V150H253ZM140 150L142 151V148H140ZM140 150H139V153H140ZM151 150H152V149H151ZM174 150H175V149H174ZM179 150H178V152H179ZM183 150L187 151L188 149H187V150H186V149H183ZM199 150H200V151H199ZM199 150H198V153H201V151L204 153L203 149L201 150V148H200ZM218 150H219V149H218ZM220 150H222V148H221ZM220 150H219V151H220ZM234 150H235V149H234ZM238 150H239V149H238ZM238 150H237V151H238ZM248 150H249V149H248ZM119 151H120V150H119ZM122 151H123V150H122ZM154 151H155V150H154ZM158 151H161V150H158ZM181 151H182V149H181ZM185 151H184V152H185ZM211 151H210V152H211ZM226 151H227V150H226ZM150 152H151V151H150ZM213 152H215V151H213ZM227 152H228V151H227ZM232 152H233V151H232ZM240 152H241V151H240ZM246 152H247V151H246ZM111 153H112V152H111ZM123 153H124V152H123ZM154 153H155V152H153V154H154ZM198 153L196 152L197 155H198ZM208 153H209V152H208ZM216 153H218V152H216ZM228 153H230V152H228ZM155 154L157 155V153H155ZM155 154H154V155H155ZM193 154H195V153H193ZM193 154H192V152H191V156H190L191 158H192V155H193ZM206 154H207V153H206ZM210 154H213V153H210ZM234 154L236 155L237 158L239 157L238 154H236V151H235ZM234 154H233V155H234ZM244 154H245V153H244ZM255 154H256V153H255ZM133 155H134V154H133ZM136 155H138V157L136 158V160H138V161H141V160H139V158H144L145 156H147V155L144 154V153H140V154H137V153H136ZM197 155H196V156H197ZM201 155H202V154H201ZM215 155H216V154H215ZM235 155H234V156H235ZM239 155L242 156L241 153H239ZM187 156H188V155H187ZM199 156H200V155H199ZM199 156H198V157H199ZM202 156H203V155H202ZM211 156H212V155H211ZM227 156H228V155H227ZM230 156H231V155H230ZM230 156H229V157H230ZM234 156H232V157H234ZM252 156H253V155H252ZM120 157H121V156H120ZM123 157H124V156H123ZM131 157H132V156H131ZM148 157H149V156H147V158H148ZM190 157H189V158H190ZM193 157H194V156H193ZM205 157H206V156H205ZM216 157H217V156H216ZM229 157H228V158H229ZM232 157H231V158H232ZM113 158H114V157H113ZM133 158H134V157H133ZM145 158H146V157H145ZM191 158H190V159H191ZM200 158H201V156H200ZM208 158H209V156H208ZM213 158H214V156H213ZM228 158H227V159H228ZM231 158H230V159H231ZM111 159H112V158H111ZM114 159H115V158H114ZM124 159H125V158H123V160H124ZM194 159H195V158H194ZM206 159H207V158H206ZM221 159H223V158H220V160H221ZM239 159L241 160V159H243V158H240V157H239ZM134 160H135V159H134ZM147 160H149V158H148ZM147 160H146V161L144 160V161L147 162ZM154 160H156V159H154ZM154 160H153V161H154ZM183 160H184V159H183ZM203 160H204V157H202V160H201L200 162H202ZM209 160H210V159H209ZM211 160H213V159H211ZM224 160H225V157H224ZM232 160H235V158L232 159ZM125 161H126V160H125ZM138 161H137V162L135 161V162L138 163ZM187 161H188V160H187ZM195 161H196V159H195ZM225 161H226V160H225ZM242 161H243V160H242ZM244 161H245V160H244ZM249 161H250V160H249ZM113 162H114V161H113ZM127 162H128V161H127ZM141 162H142V161H141ZM141 162L138 163V164H141ZM149 162H150V161H149ZM149 162H148V163H149ZM155 162H156V161H155ZM176 162H177V161H176ZM176 162H175V163H176ZM178 162H179V160H178ZM183 162H184V161H183ZM191 162H192V161H191ZM200 162H198V160H197V163H198L199 165H201ZM226 162H228V161H226ZM229 162H231V160H229ZM232 162L235 163V161H232ZM232 162H231V163H232ZM236 162H237V160H236ZM239 162H241V161H239ZM239 162H238V163H239ZM104 163H105V162H104ZM136 163H135V164H136ZM157 163H158V162H157ZM160 163H161V162H160ZM179 163H180V162H179ZM181 163H182V162H181ZM181 163H180V164H181ZM185 163L187 164L186 161H185ZM221 163H222V160H221ZM241 163H242V162H241ZM246 163H247V161H246ZM250 163H251V162H250ZM253 163H255V162H253ZM132 164H133V163H132ZM135 164H134V165H135ZM180 164H176V165L178 166V165H180ZM186 164H185V165H186ZM188 164H189V163H188ZM194 164H195V162H194V163H191V164H190L191 167H192V165H194ZM198 164H196V166H197ZM226 164H229V163H226ZM244 164H245V162H244ZM141 165H142V164H141ZM143 165H144V164H143ZM150 165H151V164H150ZM158 165H159V164H158ZM170 165H171V164H170ZM173 165H174V167L172 166V168L176 169L175 167H177V166H175V164H173ZM190 165H189V166H190ZM202 165H203V164H202ZM232 165H233V163H232ZM239 165H240V164H239ZM253 165H254V164H253ZM137 166H138V165H137ZM181 166H182V165H181ZM186 166H188V165H186ZM206 166H207V165H206ZM221 166H222V165H221ZM229 166H231V165H229ZM236 166H237V165H236ZM244 166H245V165H244ZM248 166H249V165H248ZM135 167H136V166H135ZM148 167H149V166H148ZM156 167H158V166H156ZM159 167H161V166H159ZM162 167H164V166H162ZM178 167L180 168V166H178ZM200 167H201V166H199V167H197V168H200ZM204 167H205V166H203V169H204ZM237 167H238V166H237ZM239 167H240V166H239ZM146 168H147V167H146ZM151 168H152V166H151ZM151 168H150V169H151ZM166 168H167V167H166ZM182 168L185 169L184 167H182ZM186 168H187V167H186ZM189 168H190V167H189ZM193 168H194V167H193ZM195 168H196V167H195ZM197 168H196V169H197ZM244 168H245V167H243V169H244ZM161 169H162V168H161ZM163 169H164V168H163ZM196 169H194V170H196ZM200 169H202V167H201ZM222 169H223V168H222ZM234 169H236V168H234ZM237 169H238V168H237ZM147 170H148V169H147ZM152 170H153V169H152ZM159 170H160V168H159ZM178 170H180V169H178ZM192 170H193V169H192ZM215 170H216V169H215ZM219 170H220V169H219ZM131 171H132V169H131ZM157 171H158V170H157ZM163 171H164V170H163ZM165 171H166V170H165ZM165 171H164V172H165ZM167 171H168V168H167ZM173 171H174V170H173ZM175 171H177V169H176ZM202 171H203V170H202ZM239 171H240V170H239ZM134 172H135V171H134ZM155 172H156V171H155ZM169 172H170V171H169ZM180 172H181V171H180ZM186 172H187V171H186ZM193 172H194V171H193ZM218 172H219V171H218ZM218 172H217V173H218ZM233 172H234V171H233ZM237 172H238V171H237ZM146 173H147V172H146ZM165 173H166V172H165ZM176 173H177V172H176ZM182 173L184 174L185 171L183 172V170H182ZM188 173H189V172H188ZM194 173H195V172H194ZM194 173H193V174H194ZM213 173H214V172H213ZM221 173H222V171H221ZM223 173H224V172H223ZM132 174H134V173L132 172ZM147 174L150 175V173H147ZM154 174H155V173H154ZM162 174H164V173H162ZM167 174H168V173H167ZM173 174H174V173H173ZM195 174H196V173H195ZM195 174H194V175H195ZM197 174H198V173H197ZM208 174H209V173H208ZM157 175H158V174H157ZM175 175H176V174H175ZM186 175H187V173H186ZM199 175H200V174H199ZM205 175H206V174H205ZM215 175H217V174H215ZM215 175H214V176H215ZM134 176H135V174H134ZM154 176H155V175H154ZM158 176H159V175H158ZM162 176H163V175H162ZM169 176H170V175H169ZM178 176H180V175H177V177H178ZM181 176H182V175H181ZM201 176H202V175H201ZM208 176H211V177H212V175H210V174H209ZM135 177H136V176H135ZM170 177L172 178V176H170ZM182 177H183V176H182ZM189 177H190V176H189ZM202 177H203V176H202ZM216 177H217V176H216ZM216 177H215V178H216ZM137 178H138V177H137ZM162 178H163V177H162ZM168 178H169V177H168ZM168 178L166 177V180H167ZM180 178H181V177H180ZM186 178H187V177H186ZM195 178H196V177H195ZM205 178H208V177L205 176ZM213 178H214V177H213ZM176 179H177V178H176ZM134 180L136 181L135 178H134ZM157 180H158V179H157ZM157 180H155L154 182H156ZM160 180H162V179H160ZM160 180H158V181H160ZM187 180H188V179H187ZM187 180H186V181H187ZM194 180H195V179H194ZM201 180H202V179H201ZM210 180H211V178H210ZM158 181H157V182H158ZM195 181L197 182V179H196ZM170 182H171V181H170ZM170 182H168V183H170ZM180 182H182V181H180ZM184 182H185V181H184ZM189 182H190V181H189ZM189 182H188V184H191V183H189ZM192 182L194 183V181H192ZM205 182H206V181H205ZM208 182H209V181H208ZM164 183H165V182H164ZM201 183H203V182H201ZM142 184H143V183H142ZM147 184H148V183H147ZM158 184H159V183H158ZM162 184H163V183H162ZM165 184H166V183H165ZM198 184H199V182H198ZM211 184H212V182H211ZM151 185H152V184H151ZM169 185H171V184H169ZM204 185H205V184H204ZM204 185H203V187H204ZM147 186H148V185H147ZM188 186H189V185H188ZM191 186H192V185H191ZM206 186H207V184H206ZM215 186H216V185H215ZM148 187H151V186H148ZM179 187H180V186H179ZM210 187H212V186H210ZM226 187H227V186H226ZM260 187H261V185H260ZM152 188H153V187H152ZM182 188H183V187H182ZM193 188H194V186H193ZM195 188H196V187H195ZM206 188H208V187H206ZM213 188H215V187L213 186ZM227 188H228V187H227ZM148 189H149V188H148ZM155 189H157V188H155ZM184 189H185V188H184ZM184 189H183V190H184ZM198 189H200V188L198 187ZM201 189H202V188H201ZM209 189H210V188H209ZM175 190H176V189H175ZM230 190H231V189H230ZM144 191H145V190H144ZM180 191H181V190H180ZM184 191H185V190H184ZM186 191H187V190H186ZM194 191H196V190H194ZM202 191H203V190H202ZM145 192H146V191H145ZM176 192L178 193V191H176ZM207 192H208V191H207ZM232 192H233V191H232ZM191 193H192V192H191ZM195 193H196V192H195ZM198 193H199V192H198ZM208 193H209V192H208ZM185 194H186V193H185ZM200 194H201V193H200ZM263 194H264V193H263ZM205 195H206V194H205ZM189 196H190V195H189ZM207 196H208V195H207ZM209 196H210V195H209ZM262 196H263V195H262ZM211 197H213V196L211 195ZM188 198H189V197H188ZM200 198H201V197H200ZM202 198H203V197H202ZM204 198H205V197H204ZM215 198H216V197H215ZM170 199H171V198H170ZM173 199H174V198H173ZM190 199H191V198H190ZM192 199H193V198H192ZM198 199H199V198H198ZM222 199H223V198H222ZM201 200H202V199H201ZM219 200H220V198H219ZM207 201H208V200H207ZM217 201H218V200H217ZM257 201H258V203H260V202H259L260 200H258V198H257ZM167 202H168V201H167ZM199 202H200V201H199ZM205 202H206V201H205ZM200 203H201V202H200ZM223 203H224V202H223ZM206 204H207V203H206ZM260 204H261V203H260ZM201 205H202V204H201ZM203 205H204V204H203ZM208 205H210V203H208ZM212 205H213V204H212ZM215 205H216V204H215ZM217 205H218V202H217ZM219 205H220V204H219ZM206 206H207V205H206ZM203 207H205V206H203ZM208 207H209V206H208ZM192 208H193V206H192ZM198 208H199V207H198ZM218 208H219V207H218ZM195 209H196V208H195ZM214 209H217V208H214ZM212 210H213V209H212ZM218 210H219V209H218ZM239 210H240V209H239ZM216 211H217V210H216ZM211 212H212V211H211ZM227 214H228V212H227ZM229 214H230V213H229ZM232 214H233V213H232ZM201 215H202V214H201ZM203 215H204V214H203ZM203 215H202V216H203ZM224 216H225V215H224ZM232 216H233V215H232ZM195 217H196V216H195ZM208 217H209V216H208ZM211 217L213 218V216H211ZM211 217H210V218H211ZM230 217H231V216H230ZM234 217H235V215H234ZM234 217H233V219H234ZM236 217H237V216H236ZM205 219H206V218H205ZM208 219H209V218H208ZM220 219H221V218H220ZM223 219H224V218H223ZM229 219H230V218H229ZM189 220H190V219H189ZM203 220H204V219H203ZM198 221L201 222V220H199V219H198ZM198 221H197V222H198ZM217 221H219V220H217ZM223 221H225V220H223ZM227 221H228V217H227ZM230 221H231V220H230ZM233 221H235V220H233ZM210 222H211V221H210ZM215 222H216V221H215ZM236 222H237V221H236ZM211 223H212V222H211ZM225 223H226V222H225ZM227 223H228V222H227ZM220 224H221V222H220ZM234 224H235V223H234ZM261 224H262V223H261ZM210 225H212V224H210ZM213 225H214V223H213ZM224 225H225V224H224ZM226 225H227V224H226ZM235 226H236V224H235ZM230 227H231V226H230ZM197 229H198V228H197ZM235 231H236V230H235ZM257 231H258V230H257ZM254 232H255V231H254ZM233 233H234V232H233ZM233 233H232V234H233ZM238 233H239V232H238ZM235 234H237V232H235ZM235 234H234V235H235ZM262 234H263V233H262ZM177 235H178V234H177ZM179 235H180V233H179ZM236 236H237V235H236ZM236 236H234V238H235ZM242 236H244V235H242ZM155 237H156V236H155ZM237 237H238V236H237ZM159 238L161 239V237H159ZM165 238H166V237H165ZM239 238H240V237H239ZM152 239H153V238H152ZM157 239H158V238H157ZM160 239H158V240H160ZM237 240H238V239H237ZM246 240H247V239H246ZM150 241H151V239H150ZM153 241H154V240H153ZM153 241H152V242H153ZM154 242H155V241H154ZM149 243H150V242H149ZM152 244H153V243H152ZM152 244H151V245H152ZM143 246H144V245H143ZM148 246H149V245H148ZM148 246H147V249H148V248L150 249L151 246H150V247H148ZM243 246H244V245H242L241 247H243ZM215 247H216V245H215ZM219 247H220V245H219ZM222 247H224V246H222ZM139 248H140V246H139ZM151 248H152V247H151ZM231 248H232V247H231ZM134 249H135V248H134ZM140 249H142V248H140ZM147 249H146V250H147ZM214 249H217V248H214ZM219 249H220V248H219ZM219 249H218V250H219ZM136 250H139V249H136ZM136 250H135V251H136ZM206 250H207V249H206ZM209 250H210V249H209ZM212 250H213V249H212ZM221 250H223V248H222ZM223 251H224V250H223ZM252 251H253V250H252ZM142 252H145V251H142ZM142 252L140 251V253H142ZM231 252H232V250H231ZM233 252H234V251H233ZM129 253H130V252H129ZM129 253H128V254H129ZM137 253L140 254L138 251H137ZM207 253H208V252H207ZM130 254H131V256H129ZM130 254L127 255V256H129V257L131 258L130 261L138 264L137 259H136V257L134 256V254H132V253H130ZM135 254H136V253H135ZM200 254H201V253H200ZM223 254H224V253H223ZM223 254H222V255H223ZM243 254H244V253H243ZM236 255L238 256L237 253H236ZM140 256H142V255H140ZM202 256H203V255H202ZM205 256H206V255H205ZM220 256H221V255H220ZM246 256H248V255H246ZM254 256H256V255H254ZM254 256H253V257H254ZM227 257H229V256H227ZM240 257H241V256H240ZM243 257H245V256H243ZM202 258H203V257H202ZM213 258H214V257H213ZM219 258H220V257H219ZM232 258H233V257H232ZM139 259H140V258H139ZM214 259H215V258H214ZM240 259H241V258H240ZM252 259H253V258H252ZM125 260H127V259H125ZM154 260H155V259H154ZM189 260H190V258H189ZM191 260H192V259H191ZM193 260H195V259L193 258ZM196 260H197V259H196ZM206 260H207V259H206ZM216 260H217V259H216ZM243 260H244V259H243ZM138 261H139V260H138ZM156 261H157V260H156ZM210 261H211V260H210ZM131 262L129 263V262L127 261L128 264H132ZM193 262H194V261H193ZM197 262H198V261H197ZM211 262H213V261H211ZM214 262H215V261H214ZM235 262H236V261H235ZM238 262H239V260H238ZM127 263H125V264H127ZM142 263L144 264V262H142ZM142 263H140V264H142ZM189 263H190V262H189ZM204 263H205V262H204ZM229 263H230V262H229ZM236 263H237V262H236ZM145 264H146V263H145ZM152 264H153V263H152ZM171 264H172V263H171ZM178 264H179V263H178ZM190 264H192V262H191ZM196 264H197V263H196ZM214 264H215V263H214Z\"/></svg>",
  "mask_w": 264,
  "mask_h": 264
}]
</instances>
